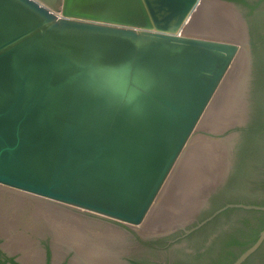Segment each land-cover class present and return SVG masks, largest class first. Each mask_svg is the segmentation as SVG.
I'll list each match as a JSON object with an SVG mask.
<instances>
[{"label":"water","instance_id":"95a60500","mask_svg":"<svg viewBox=\"0 0 264 264\" xmlns=\"http://www.w3.org/2000/svg\"><path fill=\"white\" fill-rule=\"evenodd\" d=\"M201 1L0 0V184L141 226L241 49Z\"/></svg>","mask_w":264,"mask_h":264},{"label":"flooded vegetation","instance_id":"af4514ba","mask_svg":"<svg viewBox=\"0 0 264 264\" xmlns=\"http://www.w3.org/2000/svg\"><path fill=\"white\" fill-rule=\"evenodd\" d=\"M230 1L233 4L231 6L239 11L243 19L248 40V51L246 48L245 50L248 57L246 80L248 77L249 100L244 120L225 136L228 138L226 139L228 147L224 152V161L227 165L224 167L222 163V170L218 172L212 189L205 192L199 204L184 219L185 222L176 223L156 234L143 235L142 229H137L136 226L114 220L105 221L111 229L113 228L112 230L119 231L121 236L127 238L121 247L113 248L114 246L111 247V243L108 242L107 247L101 249L103 253L99 252L100 255L96 253L95 256L101 257H104L105 253L110 254L105 263L226 264L232 253L237 254L243 248L238 243L247 242L255 237L260 238L264 229L263 227L260 230L264 220V210L241 206L264 208V145L260 143L261 133L257 134L253 130L256 128L255 122L264 118L261 99L264 96V36L260 29V21L255 17L257 4L251 0ZM241 10L244 11V15L241 14ZM255 81L256 104L257 99L259 104L252 108L250 93ZM62 247L66 250L53 252L51 247L44 248L41 264L97 262L93 259L97 257L83 258L73 247ZM112 252L116 254L112 256ZM262 260H264V241L242 264H260ZM0 262L29 264L6 250L3 242L0 243Z\"/></svg>","mask_w":264,"mask_h":264},{"label":"rangeland","instance_id":"374dc122","mask_svg":"<svg viewBox=\"0 0 264 264\" xmlns=\"http://www.w3.org/2000/svg\"><path fill=\"white\" fill-rule=\"evenodd\" d=\"M251 1L257 4L255 17H257L258 21H260V29L264 36V0H251ZM209 4H211V7H213L214 9H211ZM231 5L233 4L231 3L230 0H202L200 5L197 7L196 11L193 13L192 17L187 22L183 30V35H186V36L234 42L241 46V49L239 51L240 53L237 55V58L235 59L234 63L228 70L227 74L225 75L221 85L216 91L211 103L209 104L205 114L203 115L201 121L199 122L196 128V131L193 135L194 138L192 137L191 139V140H194V139L200 140L201 138V141L202 140L203 141L202 142L200 141V143H204L203 145H205L206 143V145L208 144L209 146L212 144L213 147L215 146L214 148L217 147V144L218 145L220 144L219 142H222L223 150H224V147H226L224 146L226 145L225 142H227L228 144V140H226L228 138L225 137L226 134H228V131H230L235 126L239 125L244 120L245 114H246V108H247L248 100H249L248 77L246 80V75H247L246 68L248 64L247 63L248 57H247L246 50L248 49L247 48L248 40H247V35L244 29L243 19L241 18L240 13H238L239 11L235 10ZM223 6L227 8L229 7L228 12L232 11L237 16L236 21L238 23V26H237L238 29L236 28L237 29L236 31H235V28H233V25H230V21L226 17H222L223 13L221 9L219 8ZM243 13L244 11L241 10L242 15H244ZM223 18L225 19L226 24L225 22L224 23L222 22ZM226 27L228 29H225ZM238 32H241L240 33L241 35H239ZM232 82H234L233 86H231ZM252 85H253V89L251 90V93H250V101H251V106L253 108L257 106V104H259V99H257V104H256V98H257L256 96L257 91L255 90V87L257 85L256 81H255V86H254V83ZM231 91H232V94H231ZM227 94L230 95L229 97L227 96L228 98H226V103H227L226 105L228 107H226V105L224 106V103L222 101L223 97H225ZM261 99H262V103H263L262 106H263V111H264V96L261 97ZM215 107H219V108L226 107L227 110H229L228 108H230V110L233 109L231 113L230 111L224 113L225 115L224 119L228 120L229 123L225 124V120H223L222 116L219 119L218 116H216V114L212 115V113L215 111L214 110ZM236 109H237V112H235ZM232 112H233V115L235 114L233 119L236 118V120H233L231 118ZM207 121H209L212 124V127L214 126L215 127L212 129L211 127L205 126V123ZM260 138H261V141H260L261 145L262 144L264 145V130L260 134ZM208 139L211 141H209ZM190 144L191 142H189V145ZM189 145L185 149V152L182 154L183 157L182 156L180 157L175 168L173 169V172H171L169 178L167 179L163 189L161 190L159 196L157 197L155 203L153 204L154 206L151 208V211L149 212L146 221L143 223L144 225L137 226L135 228L137 229L140 228L144 232L143 228L146 227V225H150V226L154 225V227L156 228L149 229L150 230L149 232L157 233V232L164 231L166 228L172 226V225L165 226L166 219L173 216V213H172L173 209H172L171 203L175 202L176 206L181 207L180 209H176V210H180L179 212H181L182 208H185L187 206L188 207L190 206L189 209H191L193 207L191 203L193 204L194 202L197 205V202H198L199 204L200 199L203 198L205 192H207L213 185L214 183L213 181L216 180L217 175H218L219 166L221 165L222 167V162L220 161V163L219 162L216 163V161L213 160V154L215 152L214 153L211 152L210 157H212L211 159L212 161H210L209 163L208 162L205 163L206 160H201V159L200 160L197 159V161L194 160L195 163H192L191 161L188 162L187 161V157H188L187 150L189 149ZM203 147L204 146L198 147V149L195 150V152L198 153L199 158H201L200 157L201 155L199 154H201L200 150H202ZM213 147L210 146L209 148L213 150L214 149ZM219 150L220 149H218L217 151L219 152ZM202 154L204 158L207 157L205 152ZM207 163L213 165V166L210 165L211 167H213L211 171H210L211 167ZM193 172L196 173V174L194 173L195 176ZM190 173L192 174V176ZM213 176H215V180ZM192 177L194 179H192ZM183 179L187 183L188 182L190 183L189 185L187 184L190 187L192 183V187L191 188L188 187L186 185V182L184 183ZM190 179L192 182H190ZM193 182H195L196 184L195 183L193 184ZM183 184L185 185L186 189L189 188L193 192L188 189L189 192L187 191L188 192V194H186L187 196H185V199L181 201L180 194L183 192V187H184ZM180 189H182V191ZM179 200L180 202H178ZM49 201L50 200L36 197L31 194H27V193L18 191L16 189H11V188H8L0 184V243L3 242L5 249L10 252H13L15 256H17V258H19L22 262H25V263L31 262V264H41V256L42 258H44V253H45L44 248L47 249L48 247H51L54 252L55 250H59V251L66 250V248L62 246H67V247L69 246L65 242L57 243L56 241L57 238L55 239L54 237L56 233L54 234L52 231V229H54L55 226L50 225L48 218H52L55 215H60L62 217L67 216L73 222L75 221L76 218H78L82 221L87 222L86 226L90 230L92 229L93 226L99 228L97 230L101 231L100 233H103V231H105L104 228L108 225L105 221L107 220L111 221L110 219L104 218L100 215H97V214H94V213H91V212H88L82 209L80 210L74 207H70V206L62 205V204L60 205L59 203H56L53 201L49 202ZM169 203L171 205H168ZM180 203H183V204H180ZM49 214H50V217H48ZM45 216H47L48 218ZM54 218L57 219L56 217ZM87 227L81 228V230L83 231L78 232L79 233L78 236L84 237L86 236L84 233H86L89 236H91L90 238H92V242L93 241L97 242L101 240L107 241L106 239H102V237H99V236H103V238H106V236L107 238L109 237L113 238L112 234L115 232V236H116V233H117V231L111 230L112 233L96 234L97 237L95 236V239H94L93 236L95 233H92V232L89 233ZM81 232L83 234H81ZM91 234H93V236ZM42 236H44V238ZM55 236H57V234ZM124 241L125 240H118V242H121L120 246L122 245V242ZM59 243H60V247H54L55 244L59 245ZM94 244L95 243H93V245ZM98 247L97 248L100 250L102 248V245L100 244ZM89 249L91 250V251L89 250L90 252H93L92 251L93 247L91 245L89 246ZM90 252H87V253H90ZM97 252L103 253V250H100V251L96 250V253ZM30 254H31V260H30ZM113 254H116V253L113 252L112 255ZM94 260L97 261V259H94ZM92 261L93 260H90V262ZM100 263L101 262L98 261V264Z\"/></svg>","mask_w":264,"mask_h":264},{"label":"bare ground","instance_id":"6f19581e","mask_svg":"<svg viewBox=\"0 0 264 264\" xmlns=\"http://www.w3.org/2000/svg\"><path fill=\"white\" fill-rule=\"evenodd\" d=\"M210 5V8L211 9H214L213 7H211V4H209ZM229 8V7H228ZM228 8L227 7H225V6H223V7H221V8H219V9H221V11H222V17H226L229 21H230V25H233V28H235V31L238 29L237 28V26H238V23H237V16L231 11V12H228ZM232 21H233V23H232ZM223 23L225 22V24H226V21H225V19L223 18V21H222ZM235 26V27H234ZM212 27V26H211ZM237 28V29H236ZM225 29H228L227 27L225 28ZM241 30V29H240ZM239 30V31H240ZM239 33V35H241L240 33L241 32H238ZM240 53V52H239ZM239 57V56H238ZM237 58V57H236ZM244 63H245V61H244ZM233 84H234V82H232V84H231V86H233ZM231 94H232V91H231ZM230 96V95H226L225 97H223V99H222V101H223V103H224V106L227 104L226 103V98H228V97ZM233 102V101H232ZM230 103V102H229ZM236 103V102H235ZM233 105V104H232ZM232 105H230V106H232ZM241 106V105H240ZM226 107H228L227 105H226ZM226 107H215L214 108V112L212 113V115L213 114H216V116H218V118L220 119V117L222 116L223 117V120H225V124L226 123H229V121L228 120H226V119H224L225 118V115H224V113H226V112H229L230 111V113H231V111L233 110H230V108H228L229 110H227L226 109ZM237 108V107H236ZM219 111V112H218ZM218 112V113H217ZM235 112H237V109H236V111ZM241 112V111H240ZM222 114V115H221ZM232 116H231V118L233 119V117H234V115H233V112H232V114H231ZM239 117V116H238ZM237 117V118H238ZM215 118V117H214ZM222 120V121H223ZM233 120H236V118H234ZM227 121V122H226ZM205 126H207V127H211L212 129L215 127H212V124L209 122V121H207L206 123H205ZM217 126V125H216ZM218 128V127H217ZM216 129V128H215ZM193 138H194V136H193ZM206 140V139H205ZM209 140V139H208ZM200 141H201V138H200V140H198V139H194V140H191L190 142H191V144L189 145V149L187 150V154H188V157H187V161L188 162H192V163H195L194 162V160H196L197 161V159H201V160H206L205 161V163L206 162H210V161H212L211 159H212V157H210V155H211V152H215L214 154H213V160L214 161H216V163L217 162H219L220 163V161L224 164V167H226L225 165H227L226 164V162L224 161V157H225V151L227 150V146H228V144H227V142H225V144L226 145H224V146H226V147H224V150L222 149V142H219L220 144L218 145L217 144V147L216 148H214L213 147V145L211 144L210 146H212L214 149L212 150L211 148H209L210 146L207 144L206 145V143H205V145H203L204 143H200ZM203 141V140H202ZM201 141V142H202ZM209 141H211V140H209ZM213 141V140H212ZM214 142V141H213ZM207 143H209V142H207ZM216 144V143H215ZM201 146H204L203 147V149L202 150H200L201 151V154H199V155H201L200 157L201 158H199V156H198V153H196L195 152V150H197L198 149V147H201ZM191 148V149H190ZM218 149H220L219 150V152L217 151ZM185 152V151H184ZM205 152V154L207 155V157L206 158H204L203 157V154L202 153H204ZM229 152V151H228ZM223 153H224V155H223ZM222 155V156H221ZM183 157V156H182ZM227 157H228V155H227ZM227 159V158H226ZM186 161V162H187ZM228 161V160H227ZM186 162H185V164H186ZM200 162V161H199ZM202 163V162H201ZM207 163V164H208ZM209 166L211 165V166H213L212 164H208ZM220 165V164H219ZM185 166V165H184ZM210 166V167H211ZM214 167H215V165H214ZM224 167H223V169H224ZM204 168V167H203ZM212 168L213 167H211V169H210V171L212 170ZM218 168V167H217ZM194 169V168H193ZM193 169H192V171H193ZM215 169V168H214ZM213 169V170H214ZM218 170V169H217ZM220 170H222V167H221V165L219 166V171ZM190 171V170H189ZM195 171V170H194ZM209 171V172H210ZM215 171V170H214ZM218 171V172H219ZM173 172V171H172ZM191 172V171H190ZM196 172V171H195ZM195 172H193V174L195 173ZM198 173V172H197ZM203 173H205V172H203ZM191 174V173H190ZM190 174H188V175H190ZM196 174V173H195ZM195 174H194V176H195ZM212 174V173H211ZM215 174V173H214ZM222 174V173H221ZM184 175H185V173H184ZM200 175V174H199ZM191 176H192V174H191ZM191 176H189V177H191ZM189 177H187V178H189ZM197 178V177H196ZM195 178V179H196ZM213 178H214V180H215V176H213ZM192 179H194L193 177H192ZM184 180V179H183ZM182 180V181H183ZM213 180V179H212ZM188 181H189V179H188ZM211 181V180H210ZM186 181L184 180V183H185ZM190 182H192L191 181V179H190ZM213 182H215V181H213ZM217 182V181H216ZM195 182H193V184H194ZM218 183V182H217ZM189 185L190 183L188 182H186V185ZM196 184V183H195ZM207 184V183H206ZM216 184V183H215ZM184 185V184H183ZM187 185V186H188ZM209 186V185H208ZM210 186H211V184H210ZM217 186V185H216ZM188 187H190V186H188ZM191 187H192V183H191ZM190 187V188H191ZM185 188V189H184ZM189 189V188H188ZM188 189H186V187H185V185H184V187H183V192L185 193H181L180 195V200L181 201H183L184 199H185V196H187L186 194H188ZM206 189H208V188H206ZM211 189H212V186H211ZM181 191H182V189H180ZM190 190V189H189ZM188 191V192H187ZM190 191H192V190H190ZM193 192V191H192ZM191 193V192H190ZM176 199V198H175ZM197 199V198H196ZM180 200L178 201V202H180ZM44 201H46V200H44ZM174 201H176V200H174ZM195 201V200H194ZM49 202H52V201H49ZM173 202V201H172ZM171 203V202H170ZM168 204V205H171L172 206V213H173V216L172 217H170V218H168V219H166V221H165V226L166 225H175L176 223H179V222H181L182 223V221H184V219H186L187 218V216L190 214V212H192L193 211V209L198 205V202H197V205L193 202V204L191 203V205L193 206L191 209H189V207L187 208V207H185V208H182V210H183V212H182V210H181V212H179L180 210H176V209H180L181 207H178V206H176V204H175V202H173V203H171V204ZM178 204V203H177ZM180 204H183V203H180ZM190 204V203H189ZM188 204V205H189ZM61 205V204H60ZM195 205V206H194ZM154 206V205H153ZM178 207V208H177ZM36 208V207H35ZM37 209V208H36ZM39 210V209H38ZM81 210V209H80ZM178 211V212H177ZM58 212V211H57ZM56 213V212H55ZM39 214V213H38ZM42 214V213H41ZM192 215V214H191ZM190 215V216H191ZM43 216V215H42ZM171 216V215H170ZM45 217H47V216H45ZM48 217H50V214L48 215ZM47 217V218H48ZM54 217H56L57 219H55ZM188 218H190V217H188ZM61 219V220H60ZM48 220H49V223H50V225H53V226H55V228L54 229H52V231H53V233L55 234H57V236H55V239L57 238V243L58 242H65L67 245H69V246H71V247H73L74 249H76V251H77V254L79 255V256H82L83 258H87L88 257V259H91V258H93V257H97V258H94V259H97V262H95V263H97L98 264V261H100L102 264H108V263H105V260H107L108 259V257L110 256V254L108 253V254H104L105 256L103 257H101V256H95L96 255V250H98V251H100L102 248H103V245L104 244H106V245H104V247H107V245H108V242H110L111 244V247L112 246H114L113 248H115L117 245H119L120 246V244H121V242H118V240H125L124 242H126L127 241V238L126 237H123V236H121L120 235V233H119V231L116 233V236H115V232L112 234V236H113V238H107V236H106V238H103V236H99V237H102V239H106L107 241H104V240H101V241H97V242H92V238H90V236H87L88 234H86V233H84L86 236H84V237H81V236H78V232H80V231H83V230H81V228H86L87 226V222H85V221H82V220H80V219H78V218H76L75 219V221L73 222V221H71L67 216H64V217H62V216H60V215H55V216H53L52 218H48ZM146 221V220H145ZM185 222V221H184ZM107 225V224H106ZM142 225H144V224H142ZM72 226V227H71ZM82 226H84V227H82ZM71 227V228H70ZM105 227V226H104ZM137 227V226H136ZM88 228V227H87ZM94 228V229H93ZM110 228V226H106L104 229H105V231H103V233H100L101 231H98L97 229H99V228H97V227H92V229L90 230L89 228H88V232H92V233H95L94 234V236H93V234H91L93 237H94V239H95V236L97 237V235L96 234H108V233H112L111 232V228ZM156 227H154V225H152V226H150V225H146V227H144L143 228V230H144V232L142 231V234L143 235H151V234H156V233H152V232H149L150 230L149 229H155ZM102 229V228H101ZM115 229V228H114ZM118 229V228H117ZM87 230V229H86ZM85 232V231H84ZM157 233H159V232H157ZM81 234H83L82 232H81ZM128 235V234H127ZM55 241V242H56ZM92 242V243H91ZM124 242H122V244H124ZM93 243H95L94 245H93ZM102 245V248L99 250L98 248V246L99 245ZM56 245V246H55ZM54 245V247H60V243H59V245L58 244H55ZM62 245V244H61ZM92 246L93 247V249H92V251L93 252H95V253H93V252H90L91 250L89 249V246ZM68 246V247H69ZM118 246V247H119ZM98 247V248H97ZM121 247V246H120ZM97 248V249H96ZM90 250V251H89ZM123 250V249H122ZM105 251V250H104ZM87 252H90V253H87ZM98 253V252H97ZM113 253V252H112ZM101 253H99L98 255H100ZM126 254V253H125ZM103 255V254H102ZM30 256H31V254H30ZM113 256V255H112ZM110 261V263H111V260H109ZM108 261V262H109ZM93 262V261H92ZM100 263V264H101ZM113 264V263H112Z\"/></svg>","mask_w":264,"mask_h":264},{"label":"trees","instance_id":"16d2710c","mask_svg":"<svg viewBox=\"0 0 264 264\" xmlns=\"http://www.w3.org/2000/svg\"><path fill=\"white\" fill-rule=\"evenodd\" d=\"M255 126L256 128L253 129L254 132L257 134L262 133V131L264 130V118H260L259 120H257L255 122ZM263 227H264V220L261 223L260 230H262ZM257 239L258 238L255 237V238H251L247 242L238 243L239 245L243 246V248L237 254L232 253V257L228 260L226 264H233L242 253H244L248 248H250L257 241ZM0 264H4V263L0 262ZM260 264H264V260H262Z\"/></svg>","mask_w":264,"mask_h":264},{"label":"crops","instance_id":"0c3cea01","mask_svg":"<svg viewBox=\"0 0 264 264\" xmlns=\"http://www.w3.org/2000/svg\"><path fill=\"white\" fill-rule=\"evenodd\" d=\"M30 260H31V256H30ZM29 264H31V262H29Z\"/></svg>","mask_w":264,"mask_h":264}]
</instances>
